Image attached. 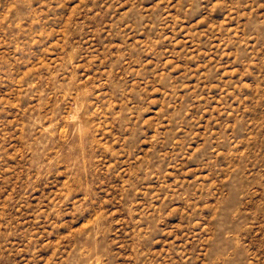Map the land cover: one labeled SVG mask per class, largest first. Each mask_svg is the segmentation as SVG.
<instances>
[{
    "label": "rangeland",
    "instance_id": "374dc122",
    "mask_svg": "<svg viewBox=\"0 0 264 264\" xmlns=\"http://www.w3.org/2000/svg\"><path fill=\"white\" fill-rule=\"evenodd\" d=\"M0 264H264V0H0Z\"/></svg>",
    "mask_w": 264,
    "mask_h": 264
}]
</instances>
